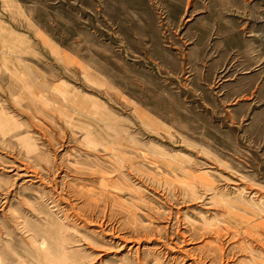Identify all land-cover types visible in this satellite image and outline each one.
Instances as JSON below:
<instances>
[{
  "label": "rangeland",
  "instance_id": "obj_1",
  "mask_svg": "<svg viewBox=\"0 0 264 264\" xmlns=\"http://www.w3.org/2000/svg\"><path fill=\"white\" fill-rule=\"evenodd\" d=\"M0 264H264V0H0Z\"/></svg>",
  "mask_w": 264,
  "mask_h": 264
}]
</instances>
